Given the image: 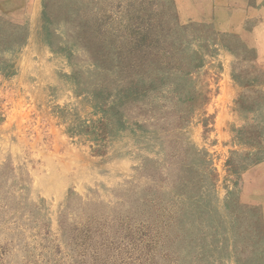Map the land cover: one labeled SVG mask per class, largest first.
<instances>
[{
	"label": "rangeland",
	"instance_id": "obj_1",
	"mask_svg": "<svg viewBox=\"0 0 264 264\" xmlns=\"http://www.w3.org/2000/svg\"><path fill=\"white\" fill-rule=\"evenodd\" d=\"M262 160L264 0H0V264H264Z\"/></svg>",
	"mask_w": 264,
	"mask_h": 264
},
{
	"label": "crops",
	"instance_id": "obj_2",
	"mask_svg": "<svg viewBox=\"0 0 264 264\" xmlns=\"http://www.w3.org/2000/svg\"><path fill=\"white\" fill-rule=\"evenodd\" d=\"M242 15H245V12L235 13L232 21L236 23L244 20V18L241 17ZM249 172V199L253 204H256L257 206H260L262 209H264V160L258 162Z\"/></svg>",
	"mask_w": 264,
	"mask_h": 264
},
{
	"label": "trees",
	"instance_id": "obj_3",
	"mask_svg": "<svg viewBox=\"0 0 264 264\" xmlns=\"http://www.w3.org/2000/svg\"><path fill=\"white\" fill-rule=\"evenodd\" d=\"M8 46H11V45H8Z\"/></svg>",
	"mask_w": 264,
	"mask_h": 264
}]
</instances>
